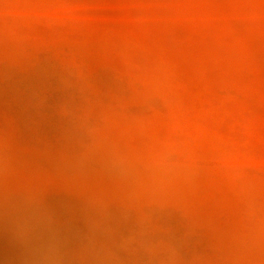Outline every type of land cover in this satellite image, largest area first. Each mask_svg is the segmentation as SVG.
I'll use <instances>...</instances> for the list:
<instances>
[{
  "label": "rangeland",
  "instance_id": "rangeland-1",
  "mask_svg": "<svg viewBox=\"0 0 264 264\" xmlns=\"http://www.w3.org/2000/svg\"><path fill=\"white\" fill-rule=\"evenodd\" d=\"M0 264H264V0H0Z\"/></svg>",
  "mask_w": 264,
  "mask_h": 264
}]
</instances>
